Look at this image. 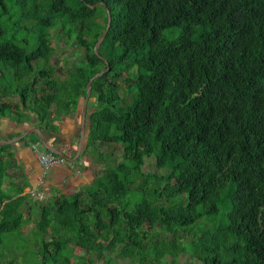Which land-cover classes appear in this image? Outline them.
<instances>
[{"label":"trees","instance_id":"1","mask_svg":"<svg viewBox=\"0 0 264 264\" xmlns=\"http://www.w3.org/2000/svg\"><path fill=\"white\" fill-rule=\"evenodd\" d=\"M100 4L112 20L95 54L107 24ZM57 26L71 32L85 26L90 37L88 43L81 40L88 52L86 66L58 84L52 79L49 38ZM103 59L110 70L92 83L98 96L89 138L119 145L121 162L95 182L89 206L74 196L54 209L41 208L35 252L20 242L21 216L10 228L0 220V253L14 248L33 254L38 263L70 264L69 241L101 255L115 253L130 240L120 256L136 252L141 264H163L174 240L154 249L146 246L143 239L148 238L139 236L144 224L174 239L204 220L215 243L198 255V264H264V0H0V120L20 110L2 95L24 104L38 78L55 90L35 101L39 122H45L52 104L67 115L86 96L90 78L106 68ZM40 62L46 65L35 70ZM125 62L136 66L137 77L132 100L119 111L117 87L111 83L104 91L101 82L124 71ZM7 74L19 80L12 92L9 84H1ZM30 74L31 82L26 81ZM148 138L178 163L165 175L155 174L162 183L154 192L156 202L141 197L131 207L129 174L141 173V147ZM9 147L0 146V208L23 195V209H31L35 204L24 196L27 180L4 186L9 174L2 155L13 156ZM156 160L164 169L163 160ZM183 193L185 203L175 202ZM163 195L172 200L169 206L161 203ZM51 219L65 236L46 242L43 234Z\"/></svg>","mask_w":264,"mask_h":264},{"label":"rangeland","instance_id":"2","mask_svg":"<svg viewBox=\"0 0 264 264\" xmlns=\"http://www.w3.org/2000/svg\"><path fill=\"white\" fill-rule=\"evenodd\" d=\"M86 30L84 26L79 32H71L67 28L62 29L57 26L50 31L49 38L54 51L51 57L54 70L52 79L56 84L65 81L77 67L86 66L88 52L81 44V40H85L87 43L90 41ZM19 37L23 38L25 36ZM108 47L109 45H105V48ZM45 65L44 62H40L34 65V68L38 70ZM124 66V71H115L101 82L104 91L107 90L106 87L111 83L117 87L118 100L115 102V106L119 111H125L132 100L134 80L137 77V69L132 62H125ZM5 78L1 81V84H9L8 92H12L15 86L19 84V80H14L8 74ZM33 79L34 75L30 74L27 76L26 81L31 82ZM46 81V79L38 78L34 88L29 91V100L24 104L9 95H2L4 102L17 103L20 110L0 120V139L10 140L28 129L40 128L49 144L72 158L75 156L78 147L81 113L85 96L80 98L76 109H69L70 111L67 115L58 112L56 104H52L49 115L45 122L41 124L37 114L34 112L35 101H40L42 92L51 94L55 91L46 85ZM42 89L44 90L42 91ZM97 89L98 86H93L90 90L84 141L79 158L73 162V165H68L64 169H54L48 174L41 172L35 155L31 151V145L35 139L33 134L25 137L21 143L16 142L9 145L8 151L12 152V157H8L6 153L2 155L9 174V178L6 179L4 184L5 187H7V182L9 181L13 184H20L27 180L29 186L24 189V196L27 199H31L28 189L33 187L39 186L46 193V199L43 201L34 202L31 199L35 204L31 206V209H23V195L4 202L2 208H0V220L8 224V228L18 216H21L20 242H25L27 247L33 249L34 252L37 250L36 245H38L37 228L40 222L39 212L41 208L54 209L59 204L58 202L74 196H77L84 206H89L95 191V182L102 180L105 175H111L121 162L119 145L105 144L89 138L90 114L97 105ZM38 149L43 150L40 145ZM141 150L145 154L144 163L141 165V173L137 176L129 174L130 190L128 199L131 207L141 197H146L156 202L154 192L162 183L155 180V174L165 175L167 173L166 169L172 168L178 163V160L170 158L153 138H148L142 145ZM24 152L30 159L28 167H25L22 162L24 158L22 153ZM157 157L163 160L164 169L157 168ZM125 165L127 168L132 169V165L128 162H125ZM26 168L28 172L25 171ZM37 168L38 171L36 170ZM30 176L34 177V179L30 180ZM185 200V193H183L175 202L184 204ZM160 201L168 206L172 203V200L165 197V195L161 196ZM62 209L65 212L70 211L68 205H64ZM64 236L65 233L58 230L51 219V223L46 227L43 234L44 240L46 242L59 241ZM139 236L148 238L147 240L144 238L143 243L148 247H153V249L155 245L160 246L162 242L168 243L174 240L173 247L170 248V254H166L161 260L163 264H198V255L210 252L215 243V235L204 220L199 221L198 225L188 229L187 233L183 232V237L176 236L174 239L164 229L159 227L155 229L150 222H146L139 230ZM129 242L130 240H125L123 244L117 247L115 253L104 251L101 255H90L77 247L74 242L69 241L66 244L67 256L70 264H141L136 252L127 256L119 255V251ZM32 255L29 252H21L14 248L9 251L4 249L0 253V264H42L41 262L38 263L37 260H32Z\"/></svg>","mask_w":264,"mask_h":264},{"label":"water","instance_id":"3","mask_svg":"<svg viewBox=\"0 0 264 264\" xmlns=\"http://www.w3.org/2000/svg\"><path fill=\"white\" fill-rule=\"evenodd\" d=\"M100 5L105 8L106 17H107V24H106L105 30L102 32V34L100 35V37L98 38L97 42L95 43V45L93 47V52L95 54L98 53L99 47L101 46L102 42L106 38L108 31L110 29L111 20H112L111 13H110L109 9L107 8V6L105 4H100ZM97 6H98V4L90 6V8L95 9ZM103 60L106 64V68L104 70L100 71L99 73L95 74L94 76H92V78H90V80L87 84V87H86V96H85V100H84V104H83V108H82V113H81L80 137H79L77 151H76V154L74 157H72V158L68 157L64 152L60 151L56 147L49 144L40 128L28 129V130L24 131L22 134L14 137L10 140H1L0 139V146L1 145H11L13 143L20 142L21 140H23L28 135L35 134L38 137L39 142L41 143L42 147L45 150L50 151V152L54 153L55 155L60 156V157L66 159L67 161H70V162H75L76 160H78L79 155H80V150H81V147H82V144L84 141L85 132H86L87 103H88V100L90 97V90L92 88V83L94 80L103 76L104 74H106L110 70V66H109L108 62L105 59H103Z\"/></svg>","mask_w":264,"mask_h":264},{"label":"built area","instance_id":"4","mask_svg":"<svg viewBox=\"0 0 264 264\" xmlns=\"http://www.w3.org/2000/svg\"><path fill=\"white\" fill-rule=\"evenodd\" d=\"M39 145L42 147L39 141L33 143L31 145V151L35 155L36 161L44 174H47V171H49L53 167L73 165V162L67 161L64 158L45 150L43 147V150H39ZM28 193L30 198L34 201H43L46 199V193L39 186L28 189Z\"/></svg>","mask_w":264,"mask_h":264},{"label":"crops","instance_id":"5","mask_svg":"<svg viewBox=\"0 0 264 264\" xmlns=\"http://www.w3.org/2000/svg\"><path fill=\"white\" fill-rule=\"evenodd\" d=\"M22 156H24V158L22 159V162H23V164H24V166L25 167H28V165H29V163H30V159H29V157H28V155L24 152V153H22ZM37 162V161H36ZM37 165H38V163H37ZM38 167L40 168V166L38 165ZM68 167V165H62V166H57V167H53V168H51L49 171H47V174L49 173V172H51L52 170H54V169H58V168H67ZM41 169V168H40ZM37 171H38V168L36 169ZM26 172H28V170H27V168H26V170H25ZM41 172H42V170H41ZM30 178V180L31 179H34V177H32V176H30L29 177ZM35 180H36V178H35ZM27 188V187H26Z\"/></svg>","mask_w":264,"mask_h":264}]
</instances>
